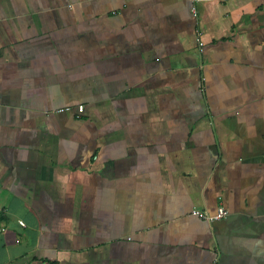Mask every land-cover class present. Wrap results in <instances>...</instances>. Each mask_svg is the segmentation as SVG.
I'll list each match as a JSON object with an SVG mask.
<instances>
[{
	"label": "crops",
	"instance_id": "1",
	"mask_svg": "<svg viewBox=\"0 0 264 264\" xmlns=\"http://www.w3.org/2000/svg\"><path fill=\"white\" fill-rule=\"evenodd\" d=\"M0 264H264V0H0Z\"/></svg>",
	"mask_w": 264,
	"mask_h": 264
},
{
	"label": "built area",
	"instance_id": "2",
	"mask_svg": "<svg viewBox=\"0 0 264 264\" xmlns=\"http://www.w3.org/2000/svg\"><path fill=\"white\" fill-rule=\"evenodd\" d=\"M192 1L196 3V2L201 1V0H192ZM199 40H200L199 45H200V48L202 49L204 47V42L202 40V32H199ZM62 110H64V109H61V111ZM79 110L83 111L84 106L83 105L79 106ZM192 213L194 215L201 217L202 219L207 220V221H214L217 219H223V218H226L229 214V212L224 207L219 208L218 212L215 214H211L208 211H202L199 209H193ZM21 223L23 224V222H21Z\"/></svg>",
	"mask_w": 264,
	"mask_h": 264
}]
</instances>
